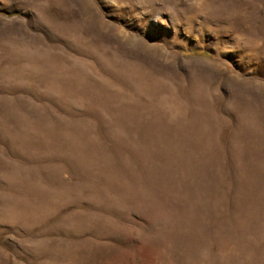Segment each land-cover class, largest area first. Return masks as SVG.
Returning <instances> with one entry per match:
<instances>
[{
  "label": "rangeland",
  "instance_id": "1",
  "mask_svg": "<svg viewBox=\"0 0 264 264\" xmlns=\"http://www.w3.org/2000/svg\"><path fill=\"white\" fill-rule=\"evenodd\" d=\"M0 264H264V0H0Z\"/></svg>",
  "mask_w": 264,
  "mask_h": 264
}]
</instances>
